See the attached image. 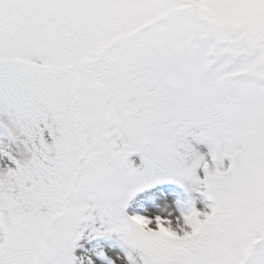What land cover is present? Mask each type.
Instances as JSON below:
<instances>
[{
  "label": "snow or ice",
  "instance_id": "1",
  "mask_svg": "<svg viewBox=\"0 0 264 264\" xmlns=\"http://www.w3.org/2000/svg\"><path fill=\"white\" fill-rule=\"evenodd\" d=\"M0 264H264V0H0Z\"/></svg>",
  "mask_w": 264,
  "mask_h": 264
}]
</instances>
